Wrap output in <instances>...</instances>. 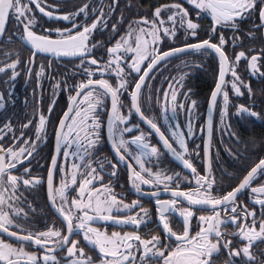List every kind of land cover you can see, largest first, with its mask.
I'll list each match as a JSON object with an SVG mask.
<instances>
[{
    "label": "snow or ice",
    "instance_id": "obj_1",
    "mask_svg": "<svg viewBox=\"0 0 264 264\" xmlns=\"http://www.w3.org/2000/svg\"><path fill=\"white\" fill-rule=\"evenodd\" d=\"M0 84V264H264V0H0Z\"/></svg>",
    "mask_w": 264,
    "mask_h": 264
},
{
    "label": "flooded vegetation",
    "instance_id": "obj_2",
    "mask_svg": "<svg viewBox=\"0 0 264 264\" xmlns=\"http://www.w3.org/2000/svg\"><path fill=\"white\" fill-rule=\"evenodd\" d=\"M45 2L48 3V4H54L55 0H45ZM25 54H27V53H25ZM40 62H41V58L38 57L37 58V63H40ZM176 63H179V62H176ZM167 74L178 75L176 70L174 68H172L171 66L167 70L166 75ZM194 75L196 77H198L197 79H194L192 81V83L194 85H196L195 90L199 93V96L197 97L199 99V104H200L199 112L202 114V116H206V113H207V110H208L207 100H208L209 86H211L213 84V77H212V74H211L210 70H205L204 72L194 73ZM2 86L3 85L0 84V87H2ZM34 86L35 85H34V82H33V83H30L26 87L25 83H24V80H23V77L21 76L18 79L17 83H16V106H15L14 109L12 107H9L8 111L9 112L15 111L21 119H23V117L26 114L30 113L31 110H32L31 107L25 108L23 100H24V97L26 95H30L31 89ZM44 87H45L44 95H45V97H47L48 95H50V90H49L50 89V84L48 82H46ZM59 103H60V107L62 108L64 103H65L64 97L60 98ZM181 120H183V115L181 116ZM247 127L249 128L248 133L255 132L258 135L260 133V131H261V129L259 127V122H257V127H255V128L254 127H250V126H247ZM239 130L243 131L242 128H239ZM244 133L245 132L243 131V134ZM240 150L243 152V148L242 147H241ZM47 152H48V149H44V154H47ZM222 156H224L223 153H222ZM232 170L233 169H229V171H232ZM117 191H120V189H117ZM130 198H135V197H134V195H132L130 193ZM41 202H42V200H41ZM148 206H151V205L149 204Z\"/></svg>",
    "mask_w": 264,
    "mask_h": 264
},
{
    "label": "trees",
    "instance_id": "obj_3",
    "mask_svg": "<svg viewBox=\"0 0 264 264\" xmlns=\"http://www.w3.org/2000/svg\"><path fill=\"white\" fill-rule=\"evenodd\" d=\"M237 128H238V130H239V128H241L240 127V125H239V123H236V125H235ZM247 126H250V127H257V124L256 125H247ZM242 133H243V131H241ZM251 133H248V132H245L243 135L245 136V138H247V136L248 135H250ZM250 155V154H249ZM252 159H255V157H250V159H248L247 161H246V163H251V160Z\"/></svg>",
    "mask_w": 264,
    "mask_h": 264
}]
</instances>
